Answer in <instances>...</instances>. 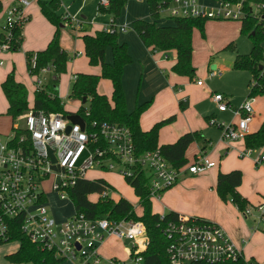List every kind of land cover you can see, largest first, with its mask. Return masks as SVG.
I'll list each match as a JSON object with an SVG mask.
<instances>
[{
    "label": "built area",
    "instance_id": "1",
    "mask_svg": "<svg viewBox=\"0 0 264 264\" xmlns=\"http://www.w3.org/2000/svg\"><path fill=\"white\" fill-rule=\"evenodd\" d=\"M29 4L30 0H15L3 13L0 65L4 62L2 54L13 50L14 30H22L28 20L26 8ZM99 5L107 7L108 0H100ZM261 9H264V3H251L250 11L254 16ZM160 13L171 17L234 20L245 16L242 0L233 3L215 0L210 5L196 0H170L160 7ZM63 19L68 20L71 27L81 25L80 21L67 14ZM259 19L264 20V13ZM113 22L110 19L104 30L109 33L125 31L126 26L116 27ZM36 67L37 55L33 52L29 56L27 70L35 77V90H40L45 81L40 74L50 72V67L43 66L35 72ZM220 73L210 70L209 76ZM196 83L200 85L202 81L197 80ZM212 100L218 111L230 109L232 113L229 122L217 123L210 118V122L222 130L221 139L242 141L249 133V124L254 117V96H247L237 108H232L229 98L220 92H215ZM72 113L83 119L82 126L72 122L67 117L68 113L33 111L29 106L28 112L22 116L24 126L14 124L8 135H0V243L11 242V232L17 227L38 248L53 252L62 262L100 264L98 250L104 240L112 236L129 240L128 260H114L113 264H142L141 253L146 249L147 237L140 220L88 219L75 210L63 220H57L48 206V193L43 183L51 178L52 192L57 193L60 199H69L68 189L78 179L85 178L90 169L113 171L122 178H135L143 173L147 179L148 198L152 200L172 187L182 174L203 173L215 166V162L201 148L193 161L176 168L159 148L137 152L132 133L126 125L86 120L84 116H88V108L83 115L76 111ZM84 150L86 154L76 163ZM256 150H261L255 158L256 163L264 164L263 148L244 147L238 154L251 156ZM101 196H109V192L104 191ZM253 208L259 218L264 215V202ZM242 212L251 214V208L248 206ZM162 232L168 239L165 250L168 264H235L243 261L242 252L222 226L214 221L178 214L177 218L164 222Z\"/></svg>",
    "mask_w": 264,
    "mask_h": 264
},
{
    "label": "trees",
    "instance_id": "2",
    "mask_svg": "<svg viewBox=\"0 0 264 264\" xmlns=\"http://www.w3.org/2000/svg\"><path fill=\"white\" fill-rule=\"evenodd\" d=\"M169 1L146 0L153 20L138 18L132 21L131 26L145 47H151V50L159 51L175 50L176 61L171 70L178 75H186L191 79L195 73V68L191 64L192 31L194 28L203 31L208 18L168 16L173 19L172 24H157L155 19L161 15L160 7H164ZM224 1L233 3L238 0ZM126 2L127 0H108L107 8L104 10V7L99 5L98 11H106L114 21ZM255 2L264 3V0H242V9L245 16L240 19L239 28L241 34L249 37L252 44L251 50L247 54H237L232 63L233 69L247 70L252 76V80L248 84V96L264 93V50L261 46L264 39V29L263 20L258 19L250 11L251 3ZM38 4L41 13L56 26V30L47 46L43 50L36 51L37 67L35 72H38L43 66H49L52 76L48 85L43 83L40 90H35L32 109L33 111L71 113L63 109L57 91L59 76L66 71L68 60L66 52L61 48L58 41L59 25L62 23L60 15L55 12L58 1H38ZM1 12L2 3L0 0ZM20 34L21 30L16 28L12 41L13 50L20 47ZM1 37L2 33L0 34V40ZM81 38L84 44V54L88 58L89 65H99L100 73H77L75 75L69 97L78 98L79 100L85 97L86 101L89 100L88 107L80 106L76 112L83 115L85 109L88 108V116H84L86 120H106L126 125L132 133L137 152L159 148L174 167L180 168L189 164L190 162L186 158V150L193 141L201 138L198 131H188L180 135L174 142L158 144L159 128L173 121L175 116L172 115L157 121L149 129L143 130L139 124V117L148 107L150 101L135 106L132 111H127L122 86V73L124 66L131 61V57L127 52L126 44L118 41L117 33H109L104 29H100L95 31L94 34L84 33ZM108 47L112 52V62H106L104 59ZM30 55L31 53L27 54V66L29 65ZM100 78L108 79L111 82L110 99L96 90ZM1 89L7 100L6 114L12 120L22 118L29 109L25 85L16 81L13 71H11L2 81ZM243 142L245 147L264 149V122L257 130L246 134ZM124 179L132 187L138 198L139 205L142 207L140 214L135 213L132 203L124 197L113 200L109 196H101V193L111 188V185L103 178L78 179L75 185L68 189V197L74 210L83 213L88 219L105 217L111 220H140L144 225L147 237L146 249L141 253L142 264H168L165 252L168 239L162 232V226L166 220L177 218L178 213L170 211L161 216L159 213L152 211V202L148 198L147 179L143 173H139L135 178ZM241 182L242 172L238 169L219 172L216 179V192L221 199L230 198L237 209L244 211L249 206V202L237 190ZM93 193L98 194L96 200L89 198V195ZM261 218H264V215ZM10 241L19 242L18 250L6 256V259L12 264H62L61 259L55 256L53 252L38 248L17 227L12 230ZM235 264L243 263L240 261Z\"/></svg>",
    "mask_w": 264,
    "mask_h": 264
},
{
    "label": "crops",
    "instance_id": "3",
    "mask_svg": "<svg viewBox=\"0 0 264 264\" xmlns=\"http://www.w3.org/2000/svg\"><path fill=\"white\" fill-rule=\"evenodd\" d=\"M196 1L201 4H207L208 0ZM14 2L15 0H7L6 2L1 0L2 10L3 5L7 7ZM98 6L99 3L97 4V11ZM106 8L107 7H104V10ZM98 12L101 13V20L97 24L92 20H90V22L80 21V27H71L66 22H62L59 25V29L70 27L78 31L80 36L84 33L94 34L95 31L104 29L111 19V15L106 11ZM26 14L28 15V21H26V24L21 30L19 49L2 54L4 62L0 65V88L6 75L13 71L15 80L25 85L28 99L31 93L33 105L35 77L28 73L26 56L28 53L43 50L52 38L56 26L42 15L38 3H30L26 8ZM0 15H2V12ZM63 15L64 14H60V17ZM81 16L83 20L86 18L84 15ZM138 18L150 20V11L146 0H127L120 14L113 22L116 27L126 26L125 31L117 32V36L119 42H124L126 44L127 52L131 57V61L124 66L122 73V86L125 94L127 111H132L135 106L150 101L148 107L139 117V124L143 130L149 129L157 121L174 115L175 118L173 121L159 128L158 144L174 142L180 135L188 131H198L201 134V138L198 139L199 143L193 152V156L199 149L204 147L207 154H209L210 160L215 162V166L203 173L190 174L186 172L182 174L178 181L172 187L166 189L158 199L151 200L152 211L160 215L174 211L181 215L198 216L205 220L214 221L222 226L226 234L242 252L243 264H264V229L260 230L259 227L253 228L251 224H248L247 220L241 218V212L232 202L222 201L216 192V188L215 190L212 188V186L216 187V179L219 172H228L233 169H238L242 172V182L245 180L247 182V187H245V183L242 184L241 182L237 190L248 200L249 205L253 206L251 205L253 204L252 197H257L259 193L264 194V165L254 166V164H249L246 161H239L236 159L229 160L228 156L232 155L231 153L238 154L239 150L245 147L243 140L236 142L225 141V143L218 142L217 145L213 147L214 139L212 135L206 133V129L204 128L205 122L202 120V117L206 120L212 118L213 114H205L201 117L200 112L194 107L195 103L188 100L189 90H192L191 88L195 85L182 86L181 82H183V79L171 70L172 65L176 61L175 50H169L174 52L173 60L169 62L164 59V56L169 58V55L166 54L169 51L151 50V47H145L142 44L139 36L131 28L132 21ZM172 23L173 22L166 21L164 24ZM1 33L2 30L0 26V34ZM63 38L64 37H62L61 40H63ZM262 44L263 43H261V46ZM60 46L68 56L66 71L69 72V82L74 81V75L77 73H100L99 65H94L99 66V71L90 72L89 67L94 66L89 65L86 56L87 68L84 69V71L75 69L77 58L84 53L83 40L81 42V48L70 52V54L63 42ZM262 48L264 50L263 46ZM104 59L106 62H112V52L109 47L105 51ZM23 67L24 74L22 72ZM44 83L48 85L50 81L46 82L45 80ZM57 85L59 96V87H62L60 91H64L65 86L64 83L60 84L59 81ZM201 86L202 85H198L196 87ZM97 92L100 93L99 91ZM111 92L112 85L108 95L103 94L110 99ZM67 98H70L68 91L65 92L63 99ZM177 105L181 108L179 107L180 109H178ZM253 108L254 117L256 116V120L258 118L259 125H256L253 129H249V133L257 130L260 123L264 122V105L254 98ZM246 158L252 159V155L246 156ZM136 206L137 205H134V208ZM66 216L67 215L63 218H57V220H63ZM244 218L246 219L247 217L244 215ZM111 238L113 241H116V244L121 243V240L118 238L112 236L106 238L98 250L101 261V256L104 254V243ZM125 251L128 258V249Z\"/></svg>",
    "mask_w": 264,
    "mask_h": 264
},
{
    "label": "rangeland",
    "instance_id": "4",
    "mask_svg": "<svg viewBox=\"0 0 264 264\" xmlns=\"http://www.w3.org/2000/svg\"><path fill=\"white\" fill-rule=\"evenodd\" d=\"M7 0H4L6 2ZM40 2H49L51 0H30V3H38ZM58 7L56 8V13L67 14L70 17L75 18L78 21L90 22V20L94 21L97 24L101 20V13L97 11V4L100 0H57ZM215 1L208 0L207 4H214ZM6 5V4H5ZM9 6L3 5L2 15L4 11ZM264 13V9H261L255 15L258 19ZM0 15V26L3 23V17ZM43 15V14H42ZM84 15L86 18L83 20L82 16ZM62 22H66L68 24V20L63 19V16L60 17ZM150 20L153 18L150 16ZM263 20V19H262ZM28 21V20H27ZM157 24H164L166 21L173 22V19L167 17L166 14H161L158 18L155 19ZM26 24V22H25ZM24 24V25H25ZM23 25V26H24ZM240 20L239 19H207L204 24V29L201 31L198 28H194L191 35V47H192V56H191V64L195 68L194 76L190 79L186 75H179L181 79H183V85H195L192 87V90H189L188 100L195 103V109L200 112L201 117L205 114H213V119L218 123L221 121L229 122L232 119L231 110L227 111H218L216 108V104L212 100L213 93L220 92L223 95L227 96L230 101V105L232 108L239 107L243 101L247 98V94L249 92L248 84L252 80L251 74L247 70L243 69H233L232 63L237 54H247L250 52L252 44L247 35L241 34L239 31ZM132 28V26H131ZM263 29H264V20H263ZM58 41L59 44L62 42L66 45V49L68 53L73 52L76 49L81 48L82 38L80 33L73 28L64 27L59 29ZM63 38V40H61ZM262 46L264 47V39L262 41ZM83 52V51H82ZM169 55V58L164 56L165 60L172 62L174 57V52L169 51L166 53ZM68 61V60H67ZM87 59L85 54L83 53L76 60V68L79 71H84L87 68ZM99 66L89 67L90 72L99 71ZM22 72L24 74V67L22 68ZM81 69V70H80ZM210 70H218L221 71L220 74L209 76ZM88 73V72H81ZM69 72L61 73L59 76V83H64L65 90L60 91L62 87H59V98L61 101V105L64 110L68 112H74L80 106L88 107L89 100L82 102L78 98H67L63 99L65 92L68 91L70 94L72 82L68 80ZM40 76L45 78L46 82L51 80L52 72L41 73ZM196 80H201V87L196 84ZM111 83L108 79L100 78V81L97 85V91L101 94L108 95L110 91ZM255 100H259L264 105V93L261 95H254ZM29 106L32 105V95L29 94ZM178 106V105H177ZM180 106H178V109ZM7 101L5 96L0 88V135L2 137L8 135L12 126L15 124L16 126H24V119H14L12 120L9 115L6 114ZM202 120L205 122V129L208 135H212L213 137V147L217 145L218 142L225 141L221 140L222 130L215 123L210 122V118L208 120L202 117ZM262 122L260 123V125ZM259 125L258 118L256 120V116L253 118L251 123L249 124V129H253ZM260 127V126H258ZM199 140L193 141L186 150V158L188 162L193 161V152L197 148ZM212 148V147H211ZM214 149V148H213ZM211 149V150H213ZM261 153V150H256L252 154V159L246 158V156H239V154L231 153L232 155L228 156L229 160H239L246 161L249 164L261 165L257 164L255 158ZM264 153V151H263ZM209 157V154H207ZM225 158V157H224ZM224 160V159H223ZM85 178L88 179H96L103 178L110 185L111 188L108 189L109 198L113 200H117L119 197H124L129 200L132 205H137L134 208L136 214H140L142 211V207L139 205L138 198L133 192L132 187L122 178L119 174L113 171H101L98 168L90 169L86 172ZM245 183V187H247V182L244 180L242 184ZM43 188L46 193H48V206L52 215L57 218H63L65 215H69L74 211L73 204L71 201L67 199H60L59 195L55 192H52V179L49 178L43 183ZM215 190V186H212ZM91 200H96L98 198V194L93 193L89 195ZM221 199V198H220ZM253 201L251 205L253 207H257L259 204L264 202V194L259 193L257 197H252ZM225 202H231L230 198L226 200L221 199ZM251 214H246V219L244 218V213L242 211L240 216L244 220H247L248 224H251L254 227H259L260 230L264 229V218L260 219L257 210H255L252 206ZM129 244H126L124 240H121V243H117L113 241V239H109L104 243V254L102 257V261L100 264H113L112 261H120L126 262L128 260L126 251L128 249ZM19 248L18 241H11L8 243H0V264H12L7 259L6 256L16 252ZM62 264H71L68 261H63Z\"/></svg>",
    "mask_w": 264,
    "mask_h": 264
},
{
    "label": "water",
    "instance_id": "5",
    "mask_svg": "<svg viewBox=\"0 0 264 264\" xmlns=\"http://www.w3.org/2000/svg\"><path fill=\"white\" fill-rule=\"evenodd\" d=\"M82 102H85L86 101V98L83 97ZM67 117L72 121V122H75V123H79L81 124V126L83 125V119L78 115V114H75V113H68ZM69 129V127L67 128ZM86 154V151L84 150L81 154V156L79 157V159L77 160L76 163H79L81 161V158ZM129 240H125V243L128 244Z\"/></svg>",
    "mask_w": 264,
    "mask_h": 264
}]
</instances>
